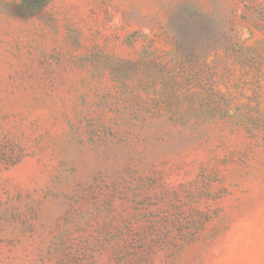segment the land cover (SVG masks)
<instances>
[{"label":"rangeland","instance_id":"1","mask_svg":"<svg viewBox=\"0 0 264 264\" xmlns=\"http://www.w3.org/2000/svg\"><path fill=\"white\" fill-rule=\"evenodd\" d=\"M0 264H264V0H0Z\"/></svg>","mask_w":264,"mask_h":264}]
</instances>
